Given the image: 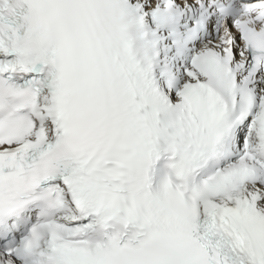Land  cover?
<instances>
[{"label":"snow or ice","instance_id":"obj_1","mask_svg":"<svg viewBox=\"0 0 264 264\" xmlns=\"http://www.w3.org/2000/svg\"><path fill=\"white\" fill-rule=\"evenodd\" d=\"M0 264H264V0H0Z\"/></svg>","mask_w":264,"mask_h":264}]
</instances>
